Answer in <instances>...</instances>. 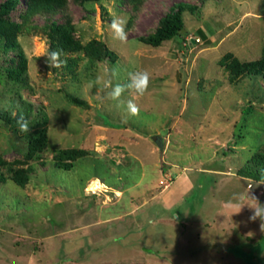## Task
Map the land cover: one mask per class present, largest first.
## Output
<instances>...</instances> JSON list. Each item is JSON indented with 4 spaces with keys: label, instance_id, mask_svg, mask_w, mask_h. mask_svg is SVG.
Masks as SVG:
<instances>
[{
    "label": "rangeland",
    "instance_id": "obj_1",
    "mask_svg": "<svg viewBox=\"0 0 264 264\" xmlns=\"http://www.w3.org/2000/svg\"><path fill=\"white\" fill-rule=\"evenodd\" d=\"M178 1L196 9L183 12L177 34L159 46L140 42ZM27 10V0H17L8 13L6 20L17 26L15 47L0 51V264H144L152 259L146 249L141 260L129 259V248L117 257V198L124 191L136 203L147 197L140 194L146 187L169 186L158 180V171L169 170L165 160L195 167L207 159L236 173L252 169V155L264 159V74L242 68L231 76L229 70L232 63L239 68L264 56V0H61L51 14ZM116 15L128 18L126 42L112 38L109 23ZM51 18L68 19L74 38L97 40L112 59L80 53L71 70L46 63L43 27ZM15 66L21 69L17 78L9 72ZM112 67L118 71L113 84L127 83L130 72L150 73L143 96L122 97L133 99L138 115L110 99L101 103L97 88H88ZM21 113L30 120L28 133L15 123ZM39 130L42 150L27 156V138ZM179 151L187 153L184 160ZM68 162L71 167L63 169ZM14 169L28 173L24 185L10 179ZM200 177L205 188L209 182ZM150 218L144 216L142 242L156 239L146 238L157 228ZM260 235L258 249L264 246ZM233 248L229 264H257L251 244ZM214 261L202 256V264Z\"/></svg>",
    "mask_w": 264,
    "mask_h": 264
},
{
    "label": "crops",
    "instance_id": "obj_2",
    "mask_svg": "<svg viewBox=\"0 0 264 264\" xmlns=\"http://www.w3.org/2000/svg\"><path fill=\"white\" fill-rule=\"evenodd\" d=\"M186 154L179 151L177 156L184 160ZM164 162L176 173L169 186L160 190L146 187L140 194H147V197L141 202L135 200L138 202L133 203L134 199L125 191L117 198V239H121L117 245V257L121 256L123 248H129L133 254L129 259L141 260V250L146 249L152 259L147 257L144 264H202V256L205 259L216 258L209 264H229L235 259L234 244L244 242L254 247L252 258L258 259L257 264H260L259 258L264 257V246L259 249L256 246L262 233L260 220H249L252 210L247 206L233 215L225 208L226 201L244 193L247 184L256 180L207 159L195 167L189 161L181 166L167 160ZM194 173L206 176L209 183L205 188L202 187V177ZM160 179L161 174L158 176ZM252 194L264 203V185L252 189ZM175 210L178 212L173 218L171 213ZM145 215L150 216L149 222L157 226L147 233L146 238L152 234L156 239L142 242L139 239H142L140 230L143 229ZM174 232L176 239H172ZM203 234L206 235L204 239Z\"/></svg>",
    "mask_w": 264,
    "mask_h": 264
},
{
    "label": "trees",
    "instance_id": "obj_3",
    "mask_svg": "<svg viewBox=\"0 0 264 264\" xmlns=\"http://www.w3.org/2000/svg\"><path fill=\"white\" fill-rule=\"evenodd\" d=\"M83 1V0H82ZM17 0H0V51H6L8 48L15 47L13 42L14 31L17 26L6 20L8 13L16 6ZM61 6V0H27L28 14L38 13H54ZM196 7L184 1H178L169 6L168 10L163 13L157 20V23L152 31L143 36H139L138 40L146 45L159 46L163 41L170 40L182 28L183 12L193 13ZM44 31L48 40V48L53 50L59 49L62 51L61 59L65 63L61 66L67 69H73L76 66L78 54L89 56L90 59H112L113 52L109 50L104 44L97 40L91 39L84 43H80L72 36L73 26L68 19L64 21H57L50 19L47 24H44ZM17 58L22 59V55L17 53ZM19 62V61H18ZM16 63V65L18 64ZM23 62V60H22ZM19 65V64H18ZM240 68V69H239ZM232 63L229 66L231 76H234L238 70L247 73H263L264 74V56L254 62H247L239 65ZM20 67L15 66L9 70L13 76H19ZM73 102L79 101L71 99ZM27 156L35 154L42 150L45 142L44 131L39 130L37 133L30 135L28 138ZM67 156L78 157L80 152L67 151ZM73 153V154H72ZM80 154V155H79ZM252 169L249 167L239 168L236 173L241 176L250 177L255 176L257 180L261 178V172L264 171V159L257 154L251 156ZM262 164V165H261ZM261 166L262 169L258 166ZM63 169H69L71 163H63ZM261 169V170H260ZM10 179L19 186L25 184L28 173L23 169H14L10 171Z\"/></svg>",
    "mask_w": 264,
    "mask_h": 264
},
{
    "label": "clouds",
    "instance_id": "obj_4",
    "mask_svg": "<svg viewBox=\"0 0 264 264\" xmlns=\"http://www.w3.org/2000/svg\"><path fill=\"white\" fill-rule=\"evenodd\" d=\"M128 24L127 16H113L109 23V29L112 33V38L119 42H126L128 33L126 27ZM42 55L46 57V63H50L53 67H61L65 61L61 59L62 51L59 49H46ZM118 76V71L115 67L105 69L104 73L97 75L93 81H90L88 88H97L99 93L98 99L103 103L106 99L116 102L118 108L123 107L129 115L136 116L139 114V108L133 99H122L125 92L135 93L137 96H143L147 91L150 83V73L147 70L141 69L128 74V81L125 84L115 83L113 79ZM21 133H28L30 128V120L21 113L15 121ZM264 185V171L261 172V178L247 184L245 192L238 197H234L225 202V208L230 212V215L239 214L244 206L252 210L250 221L260 220V231L264 232V203H261L255 195L252 194V189Z\"/></svg>",
    "mask_w": 264,
    "mask_h": 264
},
{
    "label": "built area",
    "instance_id": "obj_5",
    "mask_svg": "<svg viewBox=\"0 0 264 264\" xmlns=\"http://www.w3.org/2000/svg\"><path fill=\"white\" fill-rule=\"evenodd\" d=\"M195 40H198V39H195ZM160 174H161V179L159 180V183L162 184L163 182H165V185L169 184L172 181V179L176 176L175 171H173V169H170V168L169 170H166V171L162 170Z\"/></svg>",
    "mask_w": 264,
    "mask_h": 264
},
{
    "label": "water",
    "instance_id": "obj_6",
    "mask_svg": "<svg viewBox=\"0 0 264 264\" xmlns=\"http://www.w3.org/2000/svg\"><path fill=\"white\" fill-rule=\"evenodd\" d=\"M155 143L157 147L160 149L161 148V139L159 137L156 138Z\"/></svg>",
    "mask_w": 264,
    "mask_h": 264
}]
</instances>
